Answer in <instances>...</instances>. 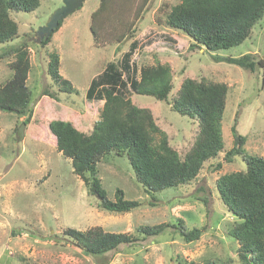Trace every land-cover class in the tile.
I'll return each mask as SVG.
<instances>
[{
    "label": "rangeland",
    "instance_id": "rangeland-1",
    "mask_svg": "<svg viewBox=\"0 0 264 264\" xmlns=\"http://www.w3.org/2000/svg\"><path fill=\"white\" fill-rule=\"evenodd\" d=\"M62 1L40 0L34 12L12 15L18 26V38L8 44L30 40V73L26 84L33 105L20 141H14L13 137L23 118L0 111V264H231L229 257L235 260L232 264H239L237 244L227 236L232 216L219 199L215 181L243 169L239 159L233 163L223 160L234 145L231 133L234 123L238 134L245 138V152L264 159V17L242 44L210 53L204 48H191L184 33L165 24L166 14L180 0H149L137 19L134 9L138 0L129 6L116 5L110 17L114 29L104 26L94 40L91 14L100 0H85L62 20L51 42L39 47V42L33 40L35 32ZM109 10L106 8L105 13ZM132 20L133 34H127L121 44L109 39L121 24ZM99 27L98 22L96 28ZM93 32L96 33L95 29ZM5 45H0V51ZM133 45L131 63L136 69L156 63L169 66L172 77L169 101L187 78L227 86L221 126L224 149L204 164L190 185L151 194L144 193L135 181L125 155L109 156L97 164V178L107 198L114 200L115 191L121 190L125 199L140 203L129 213L117 214L99 209L96 197L72 173L70 161L57 152L48 123L68 121L78 131L89 132L103 104L85 99L90 81L103 71L106 63L119 61ZM52 51L59 56L60 75L77 94H61L53 88L45 73L47 53ZM243 55L262 62L263 68L249 72L214 59ZM10 61H0V84L11 75ZM42 90L53 93L58 101L40 97ZM127 96L135 106L151 112L155 124L165 132L169 145L182 159L194 143L197 123L173 112L168 102L132 92H127ZM179 221L188 230H200L198 240L184 242L172 228ZM161 224L169 227L157 236H144L137 231L140 226ZM94 227L129 234L132 241L94 257L75 247L65 233L69 228L85 232Z\"/></svg>",
    "mask_w": 264,
    "mask_h": 264
},
{
    "label": "trees",
    "instance_id": "trees-1",
    "mask_svg": "<svg viewBox=\"0 0 264 264\" xmlns=\"http://www.w3.org/2000/svg\"><path fill=\"white\" fill-rule=\"evenodd\" d=\"M133 1L100 0L99 7L91 14L93 40L104 26L114 29L110 17L115 13L116 5L129 6ZM148 3L149 0H138L134 19ZM39 4L40 0H0V45L6 44L0 51V61L11 59L8 63L11 75L0 84V111L23 118L21 122L25 126L32 116L33 105L31 90L26 84L30 73V40H22L14 45L8 43L18 38V26L12 15L34 12ZM106 8L110 9L107 13ZM263 17L264 0H180L166 14L165 24L184 33L191 41V48H204L216 53L242 44ZM62 22L39 42V47L51 42ZM98 22L99 30L96 28ZM133 27V20L126 25L121 24L117 33L110 35L109 39L121 44L127 34H133ZM134 48V45L131 46L119 61L106 63L103 71L90 81L85 99L102 101L103 104L89 132L78 131L68 121L51 120L48 123L57 152L70 161L72 173L82 181L87 192L96 197L99 209L117 214L129 213L140 203L125 199L121 190L115 191L114 200L107 198L97 178V164L109 156L125 155L135 181L144 193L151 194L190 185L204 164L216 158L224 149L221 126L227 86L187 78L169 101L172 90L169 66L156 63L136 69L131 63ZM251 58L250 55H243L239 58L214 59L249 72L263 68L262 62ZM59 66L58 54L48 52L45 73L53 88L61 94H77L71 83L60 75ZM127 92L168 102L173 112L197 123L194 143L182 159L169 145L165 132L155 124L151 112L135 106ZM42 96L58 101L47 90H42ZM231 133L234 145L225 153L223 160L233 163L239 159L243 169L224 174L215 181L219 199L232 216L227 236L237 244L239 264H264V159L245 152V138L236 131V123L231 127ZM167 227L164 224L140 226L137 231L144 236H157ZM172 228L187 243L198 240L200 236V230H188L180 221ZM65 233L75 247L85 255L94 257L103 256L119 245L132 241L129 234L105 232L100 227L85 232L69 228ZM229 261L232 264L235 260L229 257Z\"/></svg>",
    "mask_w": 264,
    "mask_h": 264
},
{
    "label": "water",
    "instance_id": "water-1",
    "mask_svg": "<svg viewBox=\"0 0 264 264\" xmlns=\"http://www.w3.org/2000/svg\"><path fill=\"white\" fill-rule=\"evenodd\" d=\"M85 0H63L62 5L56 9L47 18L45 24L35 32L33 40L40 42L42 39L47 38L55 28L58 27L60 21L68 15L74 13L80 8ZM24 123H21L15 132V140L20 141L24 137Z\"/></svg>",
    "mask_w": 264,
    "mask_h": 264
}]
</instances>
